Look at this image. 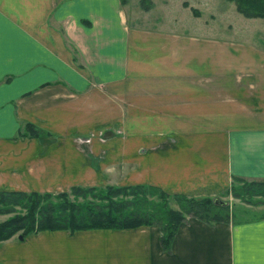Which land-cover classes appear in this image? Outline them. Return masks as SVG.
Masks as SVG:
<instances>
[{
  "label": "crops",
  "instance_id": "1",
  "mask_svg": "<svg viewBox=\"0 0 264 264\" xmlns=\"http://www.w3.org/2000/svg\"><path fill=\"white\" fill-rule=\"evenodd\" d=\"M195 40L129 25L120 0H0V189L61 190L89 177L74 137L108 121L116 99L123 115L137 98L139 116L160 117L153 132L209 131L211 78L194 63L193 46L204 44ZM27 122L49 134L25 135ZM235 122L216 125L212 139L171 142L151 175L127 183L200 197L226 191L232 175L264 178V120ZM159 234L155 224L44 229L4 241L0 264H264V215L187 216L168 251Z\"/></svg>",
  "mask_w": 264,
  "mask_h": 264
},
{
  "label": "rangeland",
  "instance_id": "2",
  "mask_svg": "<svg viewBox=\"0 0 264 264\" xmlns=\"http://www.w3.org/2000/svg\"><path fill=\"white\" fill-rule=\"evenodd\" d=\"M120 1L129 25L147 31L193 37L197 39L195 41L204 43L193 46L192 58L195 64H204L203 70L211 78L210 130L203 133L186 130L153 132L149 129L153 127L154 120L160 117L139 116L137 112L143 103L139 104L137 98L129 101L135 107V112L131 111L134 113L130 115H123L122 101H109L108 121L102 122L92 132L74 137L85 165L91 167L90 170H83V175L89 177L72 184L65 181L66 185L61 190L54 188L43 191L56 194L67 191L72 185L103 187L140 183L127 182L151 175L157 152L169 151L174 145L171 142L200 139L202 136L215 138L219 134L216 125L229 127L236 119L264 120V81L260 80L264 77V17L244 16L228 0ZM187 57L190 58L191 54ZM195 119L194 122L197 121ZM165 122L178 123L181 128L188 123L185 117L180 116H167ZM22 129L25 135L30 136L49 134L28 122ZM106 160L109 163H105ZM95 174L96 179L93 177ZM230 184H236L231 177L228 188ZM227 189L210 197L215 202L227 205L230 220L264 215V197L252 196L249 203L233 197ZM169 204L176 207L171 199ZM7 215L0 213V220ZM30 233L34 232L23 236L17 232L1 240L0 245L9 239L22 240Z\"/></svg>",
  "mask_w": 264,
  "mask_h": 264
},
{
  "label": "trees",
  "instance_id": "3",
  "mask_svg": "<svg viewBox=\"0 0 264 264\" xmlns=\"http://www.w3.org/2000/svg\"><path fill=\"white\" fill-rule=\"evenodd\" d=\"M236 11L247 17H264V0H228ZM227 189L233 197L251 202L264 197V178L247 179L232 175ZM81 198L80 201L77 199ZM176 207L169 204V200ZM0 241L19 232L22 236L44 229L124 228L141 224L158 226L159 243L169 250L178 224L186 216L207 223L228 221L227 205L210 196L192 197L167 193L153 184L81 186L51 194L47 191L0 189Z\"/></svg>",
  "mask_w": 264,
  "mask_h": 264
},
{
  "label": "water",
  "instance_id": "4",
  "mask_svg": "<svg viewBox=\"0 0 264 264\" xmlns=\"http://www.w3.org/2000/svg\"><path fill=\"white\" fill-rule=\"evenodd\" d=\"M21 238V236H19Z\"/></svg>",
  "mask_w": 264,
  "mask_h": 264
}]
</instances>
